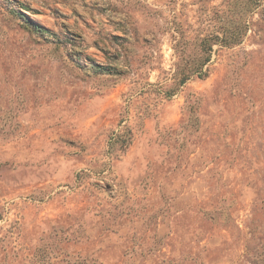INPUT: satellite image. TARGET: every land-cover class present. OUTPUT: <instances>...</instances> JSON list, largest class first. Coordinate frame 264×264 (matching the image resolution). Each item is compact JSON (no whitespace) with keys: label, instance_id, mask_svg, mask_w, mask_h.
<instances>
[{"label":"rangeland","instance_id":"1","mask_svg":"<svg viewBox=\"0 0 264 264\" xmlns=\"http://www.w3.org/2000/svg\"><path fill=\"white\" fill-rule=\"evenodd\" d=\"M0 264H264V0H0Z\"/></svg>","mask_w":264,"mask_h":264},{"label":"trees","instance_id":"2","mask_svg":"<svg viewBox=\"0 0 264 264\" xmlns=\"http://www.w3.org/2000/svg\"><path fill=\"white\" fill-rule=\"evenodd\" d=\"M23 17L26 18L25 16H23ZM38 27H39V29L43 30V28H41L40 26H38ZM215 41H216L215 44L218 43L219 38L216 37ZM208 42H210V40H207V39L201 40V44H206ZM209 48H212V43L209 44ZM208 61H209L208 58H205L201 62H199L197 67H195V68H184L180 71H177L175 74V78L177 79L178 83L183 85L193 77H197L199 79H202L204 77L203 69H204L205 64Z\"/></svg>","mask_w":264,"mask_h":264},{"label":"crops","instance_id":"3","mask_svg":"<svg viewBox=\"0 0 264 264\" xmlns=\"http://www.w3.org/2000/svg\"><path fill=\"white\" fill-rule=\"evenodd\" d=\"M34 15H36V14H34Z\"/></svg>","mask_w":264,"mask_h":264}]
</instances>
